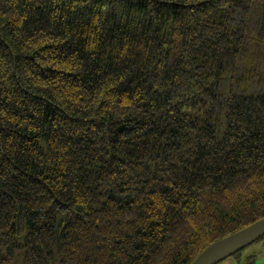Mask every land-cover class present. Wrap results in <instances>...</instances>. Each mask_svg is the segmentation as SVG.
<instances>
[{"label": "trees", "instance_id": "trees-1", "mask_svg": "<svg viewBox=\"0 0 264 264\" xmlns=\"http://www.w3.org/2000/svg\"><path fill=\"white\" fill-rule=\"evenodd\" d=\"M263 217L264 0H0V264H190Z\"/></svg>", "mask_w": 264, "mask_h": 264}, {"label": "water", "instance_id": "water-1", "mask_svg": "<svg viewBox=\"0 0 264 264\" xmlns=\"http://www.w3.org/2000/svg\"><path fill=\"white\" fill-rule=\"evenodd\" d=\"M264 234V217L205 248L190 264H217L246 248Z\"/></svg>", "mask_w": 264, "mask_h": 264}, {"label": "rangeland", "instance_id": "rangeland-1", "mask_svg": "<svg viewBox=\"0 0 264 264\" xmlns=\"http://www.w3.org/2000/svg\"><path fill=\"white\" fill-rule=\"evenodd\" d=\"M264 239L258 240L217 264H264Z\"/></svg>", "mask_w": 264, "mask_h": 264}]
</instances>
